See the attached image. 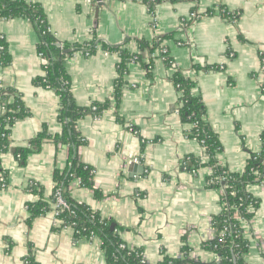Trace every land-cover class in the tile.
<instances>
[{
    "label": "crops",
    "instance_id": "crops-1",
    "mask_svg": "<svg viewBox=\"0 0 264 264\" xmlns=\"http://www.w3.org/2000/svg\"><path fill=\"white\" fill-rule=\"evenodd\" d=\"M27 1L42 5L61 42L89 41L97 28L98 37L110 45L133 38L125 47L136 52V39L150 41L175 33L164 44L176 68L196 81L193 92L203 99L205 119L223 146L219 162L232 172H242L251 152L261 151L264 0H160L152 7L142 0ZM192 11H198L199 18L182 27ZM0 35L11 55L8 65L0 60V114L2 96L7 94L10 101L20 94L30 112L12 127L11 149L0 154V174L5 172L8 180V187L0 190V264H24L28 256L37 264H108L101 239L75 237L74 230L62 226L56 216L55 203L28 222L27 205L40 199L29 187L39 183L44 199H51L56 170L72 167L71 148L50 139L25 162L16 155L44 126L53 137L62 133L60 98L34 82L44 60L37 51L39 37L32 23L22 17L0 19ZM119 61L117 53L101 45L91 56L78 52L65 61L79 106L110 103L100 117L88 115L77 122L83 139L78 156L94 168L95 186H82L74 178L70 195L114 222L124 243L141 249L148 262L178 257L184 246L194 257L214 262L217 255L203 246L215 236L212 221L223 210L222 194L207 186L212 169L195 168L191 160H206L205 149L189 136L191 124L178 112L180 93L172 81L176 68L159 57L151 70L141 62L130 63L117 102ZM213 65L220 68H203ZM248 191L261 203L244 225L250 241L247 261L264 264V183L249 185Z\"/></svg>",
    "mask_w": 264,
    "mask_h": 264
},
{
    "label": "trees",
    "instance_id": "trees-1",
    "mask_svg": "<svg viewBox=\"0 0 264 264\" xmlns=\"http://www.w3.org/2000/svg\"><path fill=\"white\" fill-rule=\"evenodd\" d=\"M158 1L160 0H142L150 7ZM188 1L198 2V0ZM223 15L231 16L227 12H224ZM16 17L29 20L38 34L37 51L44 62L42 73L35 78L34 82L38 86L57 93L61 107L59 120L63 125L62 133L55 137L49 134L48 128L44 126L43 130L30 142V146L19 148L16 155L20 156L22 162H25L29 154L41 149L45 140L53 139L56 143L68 144L72 156L71 169L65 172L56 170L54 174L55 186L51 199H44V189L39 183H32L29 187L33 194L40 195V199L27 205L30 212L28 222L31 223L36 217L49 211L52 204L57 201V190H60L62 198L69 206L68 208H58L59 214L57 217L62 226L72 228L75 237L80 239L91 240L94 236H98L102 241V248L106 253L108 264H249L247 254L250 250V241L245 236L243 221L250 223L261 203L260 199L249 193L248 186L264 183V132L262 134L261 151L251 152L248 163L242 172H232L219 162L217 155L223 150V146L218 134L205 119L206 106L203 99L193 92L196 81L186 77L181 70L176 68L175 62L170 56V51L164 44L165 41L172 39L175 33L157 35L150 41L136 39L139 46V50L136 52H132L125 47L133 38H127L123 44L110 45L98 37L97 28H94L91 40L71 44L61 42L58 39L41 4L28 2L27 0H0V19ZM99 45L109 53H117L120 56L114 93L117 102L121 100L125 76L129 71L130 63L141 62L148 70H151V66L157 58L154 55L157 51H160L166 64L176 68L172 81L180 93L177 105L178 112L185 122L191 124V129L188 132L189 136L197 139L205 149L204 156L206 160L194 157L191 160L195 168L207 166L212 169L207 186L211 189L220 190L222 194L223 210L220 214L214 216L212 221L215 236L206 241L203 246L204 249L217 255L218 259L216 261L205 262L198 257H194L189 247L184 246L181 255L178 257L164 256L160 262H148L141 249L130 248L124 243L117 232V226H113L114 222L103 219L98 212L88 205L76 201L70 195L69 185L74 178H77L82 186L88 188H94L95 186L94 168L81 162L78 156V148L83 143V139L77 129V122L88 115L100 117L110 106V103L106 101L104 103L96 102L87 107L79 106L71 90L72 79L66 70L65 61L78 52L85 56H91L97 52ZM147 56L150 62H146ZM0 60L4 65L11 62L8 44L1 35ZM196 68L201 69L199 65H196ZM203 68L218 70L220 67L213 65ZM16 95L12 101L9 100L8 94L2 96V105L5 110L0 114V154L11 149L12 127L30 115L21 95ZM3 177L7 180L5 172ZM251 207L253 210L250 209ZM222 232L224 233L221 234ZM24 264L37 263L32 256H28L25 258Z\"/></svg>",
    "mask_w": 264,
    "mask_h": 264
},
{
    "label": "built area",
    "instance_id": "built-area-1",
    "mask_svg": "<svg viewBox=\"0 0 264 264\" xmlns=\"http://www.w3.org/2000/svg\"><path fill=\"white\" fill-rule=\"evenodd\" d=\"M153 1V0H151ZM200 16V13L198 11H192L190 13V15L188 16L187 19H183L182 23H181V26L184 27L187 25V23H189V21H195L199 18ZM187 22V23H186ZM180 45H182V42H179ZM154 56H157L159 58H161L162 60H165V58L163 56H161V53L160 51H157L156 54ZM4 110H5V107H4ZM8 187V180H6L5 177H3L2 174H0V190H4ZM56 198H57V201H56V210H55V214L56 216H58L59 214V207H65V208H68L69 206L66 204V202L64 201V199L62 198V195H61V191L60 190H57L56 192ZM251 210H253V208L251 207L250 208ZM245 224H248V222L246 221H243V225ZM224 232H222L221 234H223ZM193 255V253H192Z\"/></svg>",
    "mask_w": 264,
    "mask_h": 264
},
{
    "label": "water",
    "instance_id": "water-1",
    "mask_svg": "<svg viewBox=\"0 0 264 264\" xmlns=\"http://www.w3.org/2000/svg\"><path fill=\"white\" fill-rule=\"evenodd\" d=\"M99 1H103V0H99ZM103 2H104V1H103ZM103 2L100 3V6L102 5ZM96 12H97V15H98V13H99V9H97Z\"/></svg>",
    "mask_w": 264,
    "mask_h": 264
}]
</instances>
